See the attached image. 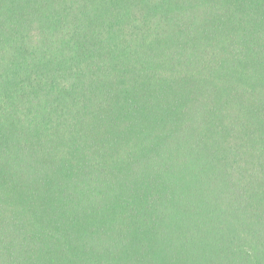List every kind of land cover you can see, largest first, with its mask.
Here are the masks:
<instances>
[{"label": "trees", "instance_id": "1", "mask_svg": "<svg viewBox=\"0 0 264 264\" xmlns=\"http://www.w3.org/2000/svg\"><path fill=\"white\" fill-rule=\"evenodd\" d=\"M0 264H264V0H0Z\"/></svg>", "mask_w": 264, "mask_h": 264}]
</instances>
